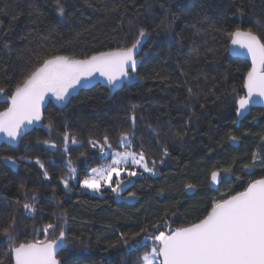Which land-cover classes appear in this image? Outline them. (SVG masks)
Wrapping results in <instances>:
<instances>
[{
	"label": "trees",
	"instance_id": "trees-1",
	"mask_svg": "<svg viewBox=\"0 0 264 264\" xmlns=\"http://www.w3.org/2000/svg\"><path fill=\"white\" fill-rule=\"evenodd\" d=\"M61 2L64 16L58 14L55 0H0V87L7 95L41 46L49 54L83 59L130 46L141 27L149 38L138 54L137 80L116 88L97 81L78 87L63 105L50 100L44 120L20 144L0 145V258L14 264L6 255L13 242L4 230H12L15 218L16 245L44 240L41 230L49 223L57 226L47 235L54 239L63 226L66 242L75 250L59 253L63 264H101L105 257L112 264H142L141 257L154 246L152 235L198 221L213 199L264 178L259 162L244 170L264 143V108L252 109L243 119L237 116L236 102L245 96L243 83L251 65L230 54L226 35L239 25L264 38V0H243L242 17L236 10L240 0ZM188 88L193 90L191 97ZM7 106L0 100V111ZM133 111L134 126L129 119ZM122 132L134 134L131 149L143 150L149 162L156 161L157 175L131 179L121 198L108 188L101 193L82 188L81 179L104 159L88 141H102L107 135L113 149H121ZM180 133L186 135L180 138ZM230 135L238 138V147L230 144ZM72 137L79 143L73 145ZM162 146L170 153L163 164ZM69 161L76 173L65 188L62 179L68 177ZM227 167L232 173H222L219 188L211 189L210 171ZM189 183L195 185L193 194L185 191ZM161 189L163 196L158 195ZM129 192L137 198H127ZM23 203L34 204L35 213L28 215ZM64 213L67 224L59 219ZM157 224L158 230L153 227ZM121 232L126 243H117ZM136 232L140 236L134 237ZM145 237L144 245L129 251ZM113 243L116 247H108Z\"/></svg>",
	"mask_w": 264,
	"mask_h": 264
},
{
	"label": "snow or ice",
	"instance_id": "snow-or-ice-1",
	"mask_svg": "<svg viewBox=\"0 0 264 264\" xmlns=\"http://www.w3.org/2000/svg\"><path fill=\"white\" fill-rule=\"evenodd\" d=\"M55 4L58 14L64 16L65 9L61 0H55ZM236 10L242 17L243 0L236 5ZM213 30L220 31L218 28ZM226 35L230 38L232 46L244 50L251 58V67L243 83L247 95L240 97L236 102L238 105L236 114L238 117H243L249 111L250 105L264 103V38L251 28L242 29L239 25L234 30L226 32ZM148 38L149 33L141 27L137 38L130 46L98 51L83 59L69 55L49 54L45 46H41V50L36 53L35 61L15 84L11 94L7 95L6 89L0 87V100L8 104L3 111H0V134L9 140L16 141L29 125L41 120V108L47 96L54 97L58 102H64L77 86L93 79L96 75L103 77L113 88L122 80L136 79L137 77L133 74L137 72L138 54ZM188 94L190 97L194 95L192 88H188ZM129 119L134 126L137 119L135 111ZM178 135L183 138L186 133ZM69 139L68 133L65 132V145L68 144ZM133 139L134 134L121 133L118 143L124 146L123 152L111 151L113 145L107 135L102 141L90 139L88 144L93 149H97L105 159L111 155V161L101 167L91 168L90 174L80 181V186L97 193L101 192L102 187H106L119 195L125 189V181L121 178L122 173L128 177L142 176L144 173L155 175L156 161L149 162L143 150L132 151ZM237 139L234 135L229 136V140L233 143ZM261 140L264 141V137H261ZM43 143L48 144L49 141L45 140ZM71 143L76 145L79 141L72 137ZM51 147L55 148L56 145L52 144ZM67 151L65 147V152ZM84 155L81 153V156ZM169 155L167 146H162L160 163L163 164L164 158ZM4 159L13 165L16 163L12 157ZM257 162L264 165V143L261 144L260 149L252 153L251 162L244 165V170L247 172L255 167ZM36 163L41 168L44 167L39 160ZM137 168L142 169V172L138 173L135 170ZM75 173L76 169L71 167V161H69L68 177L62 179L65 188H69V180L75 178ZM222 173L231 174L232 168L211 170L210 183L215 185L220 182ZM43 175L48 178L47 171ZM236 179L239 180L241 177L237 176ZM128 183L130 184L131 180ZM194 190L195 185L191 183L185 186L186 192ZM163 194L164 190L161 189L158 195L163 196ZM127 198L136 199L137 194L129 192ZM31 199L35 201L36 197L33 196ZM22 207L30 216L36 211L32 203H23ZM59 219L63 221V224L68 223L66 213ZM14 225L15 218L10 226L12 230H4V236L8 241L13 242V246L6 255L10 260H14V264H63V261L57 258L58 254L61 251L69 253L75 251L66 242L67 236L63 226L59 227V235L54 239H48L47 235L50 229H56L57 226L49 223L41 230L45 235L44 240L16 245ZM153 227L158 230L160 225H153ZM125 236L126 234L121 232L117 243L121 241L126 243ZM133 236H140V232L134 233ZM150 238L154 246L149 253L141 257L142 264H264V178L249 181L242 191H237L235 194L213 199L206 214L198 221L186 226L169 228L167 231H158V234ZM147 239L148 237H145L144 240L137 241V244L133 245L129 251L144 245ZM108 247L114 248L116 243ZM0 264H4L2 258H0ZM101 264H112V261L105 257Z\"/></svg>",
	"mask_w": 264,
	"mask_h": 264
},
{
	"label": "water",
	"instance_id": "water-1",
	"mask_svg": "<svg viewBox=\"0 0 264 264\" xmlns=\"http://www.w3.org/2000/svg\"><path fill=\"white\" fill-rule=\"evenodd\" d=\"M229 52L232 56L234 57H239V58H243L247 61H249L250 65H251V58L249 56H247V54L245 53L244 50L242 49H238L236 48L235 46H232L231 45V41H230V44H229ZM245 91V96L247 95V90L244 89ZM51 97L52 96H47L45 98V101L42 105V108H41V112H42V117H41V120L39 122H36L32 125H29L28 126V129L25 130L23 132V134L16 140V141H12V140H9L7 137H5L3 134H0V145H10V146H15V145H18L22 142V140L24 139V137H26L29 133H31L43 120H44V110L47 108V106L49 105V102L51 100ZM254 99H259V98H254ZM238 106V105H237ZM256 108H264V103H255V104H252L250 105V109L247 113H245V115L243 117H239L240 119H243L245 118L247 115L250 114L251 110L252 109H256ZM230 144L233 145L234 147H238L239 146V141L237 140L235 143L231 142L230 141ZM261 179V178H260ZM221 181H222V177L220 179V182H218L217 184L215 185H212L211 183L209 184V187L213 190H216L219 188L220 184H221ZM196 192V188L194 191H190V192H187L188 194H193ZM59 255V254H58ZM58 258V257H57Z\"/></svg>",
	"mask_w": 264,
	"mask_h": 264
},
{
	"label": "rangeland",
	"instance_id": "rangeland-1",
	"mask_svg": "<svg viewBox=\"0 0 264 264\" xmlns=\"http://www.w3.org/2000/svg\"><path fill=\"white\" fill-rule=\"evenodd\" d=\"M134 76H136L137 77V73H135V74H133ZM135 80H137V78L136 79H128V80H122V81H120L118 84H117V86L116 87H118V86H120V85H122L123 83H128V82H133V81H135ZM97 81H100V82H103V83H105V84H107V82H106V80L103 78V77H100L99 75H96L93 79H91V80H89V81H86V82H84L82 85H80V86H87V85H91V84H93L94 82H97ZM80 86H77L76 88H75V90H73L72 92H71V94H73L75 91H76V89L78 88V87H80ZM115 87V88H116ZM113 88V87H112ZM69 98V97H68ZM68 98H67V100H68ZM51 100L53 101V102H55L56 104H58V105H63V104H65L66 103V101H64V102H58V101H56L55 100V98L54 97H51ZM132 151H135V150H133V149H131ZM111 151H121V152H123V151H125V148H124V146H123V148H121V149H119V148H115V149H111ZM135 152H137V151H135ZM110 161H111V155H108L107 156V158L105 159H103V161H102V163L100 164V165H98L97 167H101V166H103L104 164H106V163H110ZM134 167V166H133ZM130 170H131V168H130ZM138 173L139 172H142V169H135ZM91 172V171H90ZM147 174H149V173H147ZM149 175H152V174H149ZM155 175H157V171H156V174ZM137 176H139V175H137ZM86 177V176H85ZM84 177V178H85ZM84 178H82L81 179V181L84 179ZM121 178L125 181L127 178H129V180H131V179H133V178H135V177H128L126 174H124V173H122V176H121ZM128 182H126L125 181V188L128 186ZM103 188H106V187H102V189ZM101 189V190H102ZM89 190V189H88ZM90 192H93L92 190H89ZM123 192V191H122ZM122 192H120V194L119 195H117L116 194V196L118 197V198H121V196H122ZM99 193H101V192H99ZM151 251V250H150ZM149 251V252H150ZM149 252H147V253H149ZM146 253V254H147Z\"/></svg>",
	"mask_w": 264,
	"mask_h": 264
}]
</instances>
